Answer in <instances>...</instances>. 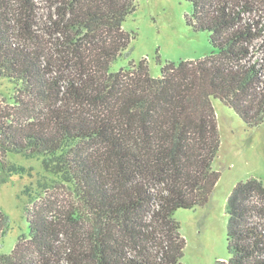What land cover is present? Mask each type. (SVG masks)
Returning a JSON list of instances; mask_svg holds the SVG:
<instances>
[{"label": "trees", "instance_id": "obj_1", "mask_svg": "<svg viewBox=\"0 0 264 264\" xmlns=\"http://www.w3.org/2000/svg\"><path fill=\"white\" fill-rule=\"evenodd\" d=\"M187 2V24L209 32L216 52L166 63L154 78L147 60L111 72L135 39L123 25L136 0H0V78L19 86L22 118L14 123L0 103V170L8 154L53 157L72 145L62 166L83 208L36 210L28 239L0 264H35L36 255L48 264H182L175 214L207 205L221 178L212 101L249 127L264 123V0ZM228 212L229 260L215 264H264L262 182L238 183ZM9 224L0 213V238Z\"/></svg>", "mask_w": 264, "mask_h": 264}, {"label": "rangeland", "instance_id": "obj_2", "mask_svg": "<svg viewBox=\"0 0 264 264\" xmlns=\"http://www.w3.org/2000/svg\"><path fill=\"white\" fill-rule=\"evenodd\" d=\"M136 1V11L123 25L135 39L129 55L113 62L111 72L147 60L151 75L159 78L166 63L177 64L216 52L209 32L195 31L187 24L186 16L192 12L187 0ZM19 90L18 85L0 78V103L13 109L14 123L22 120L14 102ZM212 102L221 137L213 169L221 173V178L207 205L175 214L187 243L182 264L228 261V198L241 181L257 178L264 186V123L249 127L233 109L219 100ZM71 146L53 157L8 154L5 158V169L0 170V213L9 217L10 224L0 238V256L11 255L22 238L26 242L29 218L36 210L45 211L49 217L63 215L71 209L74 214L83 211L62 166L61 158ZM81 217L77 223L85 225L87 215ZM61 240L57 249L63 253L69 237L62 236ZM32 259L35 264L49 263L40 255Z\"/></svg>", "mask_w": 264, "mask_h": 264}]
</instances>
